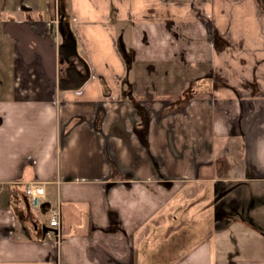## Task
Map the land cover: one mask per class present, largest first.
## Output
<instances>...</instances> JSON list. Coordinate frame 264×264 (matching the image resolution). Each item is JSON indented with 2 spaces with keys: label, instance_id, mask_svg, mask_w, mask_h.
<instances>
[{
  "label": "crops",
  "instance_id": "crops-1",
  "mask_svg": "<svg viewBox=\"0 0 264 264\" xmlns=\"http://www.w3.org/2000/svg\"><path fill=\"white\" fill-rule=\"evenodd\" d=\"M10 2L22 18H0V264H166L180 242L173 264H212L210 207L263 195L264 0ZM9 19L45 22L42 35L55 21V85L2 32ZM30 182L45 186L37 206ZM189 183L202 196L184 205ZM202 199L207 214L188 215Z\"/></svg>",
  "mask_w": 264,
  "mask_h": 264
},
{
  "label": "rangeland",
  "instance_id": "rangeland-1",
  "mask_svg": "<svg viewBox=\"0 0 264 264\" xmlns=\"http://www.w3.org/2000/svg\"><path fill=\"white\" fill-rule=\"evenodd\" d=\"M8 4L12 5L13 2L11 3L10 0H0V18L5 19L9 12H11L16 18H22L21 12L10 11V9L7 7ZM235 139L236 138H230L228 140V142L233 143L234 148L236 143H234L233 140L235 141ZM234 158L235 167L232 169L233 171L231 173H240L245 175L249 169L247 168V162L245 161L244 151L241 146L235 148ZM258 185L259 184H255L254 186ZM246 186L247 184H242L237 180L233 182V185L231 186L226 185L227 189H244ZM254 186L249 185L250 188ZM215 187L218 188L219 186L215 183ZM254 190H260V194L263 195H258L257 197L253 195L250 196V198L245 200L243 204L240 203L242 206L232 205L227 209H221L217 206L216 209L210 207V213H214L215 223L211 227H207V232L204 236L207 238L213 237L209 243V247L212 250V264H216V261L229 262L230 264H262L261 262H264V188L262 189L259 186V188H255ZM201 191V186H198L195 183H189L180 188L179 195L176 197L174 195L173 197H175L176 201H180L182 204L186 205L188 204L186 203L187 200L196 199L202 196L200 194ZM225 191L226 188L224 191H220L218 194H215L214 197L220 199V195H222V197L226 196L225 193L221 194ZM227 200L228 201L225 203L229 204L230 201L229 199ZM216 203L217 201L213 203V207ZM221 204L222 201L220 202V200H218L217 205L221 206ZM204 205L205 202L203 199L198 201L195 206H192L188 215L196 218L201 217L202 214L206 215L207 209H209V207L203 210L200 209ZM167 207L168 206L166 204L165 212L163 214L161 213L159 218H155L152 221L153 224H149V227H146L147 230L150 229L157 222V220L164 218L163 216L167 212ZM36 212L42 217L43 220H47V217L43 216L39 210H36ZM224 222H226L228 225H225L226 223ZM194 227H199L198 229H203L202 232H204L203 225H197ZM194 227L185 226L180 228L176 235H174V238L177 235L180 237L189 235L190 232L195 229ZM152 229H154V227H152ZM198 243L200 242H196V244ZM156 244L158 245V243ZM159 244L161 246L162 242ZM167 244L173 245L170 241L167 242ZM179 244L180 247L178 250L175 251V249H171L170 257H167L166 264H173L178 259L185 257V251L187 250L186 248L191 244V242H188L187 244L180 242ZM173 250L175 251L176 255L175 260H173ZM146 260V264H154V259H152L150 256L147 257Z\"/></svg>",
  "mask_w": 264,
  "mask_h": 264
},
{
  "label": "water",
  "instance_id": "water-1",
  "mask_svg": "<svg viewBox=\"0 0 264 264\" xmlns=\"http://www.w3.org/2000/svg\"><path fill=\"white\" fill-rule=\"evenodd\" d=\"M45 26V22L30 20L18 22L9 19L1 24V30L15 40L17 52L24 63L40 60L45 77L55 85L57 82L56 23L54 20L51 21L50 33L42 35L39 30Z\"/></svg>",
  "mask_w": 264,
  "mask_h": 264
},
{
  "label": "built area",
  "instance_id": "built-area-1",
  "mask_svg": "<svg viewBox=\"0 0 264 264\" xmlns=\"http://www.w3.org/2000/svg\"><path fill=\"white\" fill-rule=\"evenodd\" d=\"M25 192L34 205H39L40 199L45 195V186L43 183L30 182L25 187ZM49 224L53 228H60V210L54 208L51 210ZM60 237H58V240Z\"/></svg>",
  "mask_w": 264,
  "mask_h": 264
},
{
  "label": "trees",
  "instance_id": "trees-1",
  "mask_svg": "<svg viewBox=\"0 0 264 264\" xmlns=\"http://www.w3.org/2000/svg\"><path fill=\"white\" fill-rule=\"evenodd\" d=\"M192 95H193V87L190 86L181 96V101H183V102L188 101Z\"/></svg>",
  "mask_w": 264,
  "mask_h": 264
},
{
  "label": "flooded vegetation",
  "instance_id": "flooded-vegetation-1",
  "mask_svg": "<svg viewBox=\"0 0 264 264\" xmlns=\"http://www.w3.org/2000/svg\"><path fill=\"white\" fill-rule=\"evenodd\" d=\"M52 6V5H51ZM52 8V7H51ZM50 13L52 12V9H50V11H49Z\"/></svg>",
  "mask_w": 264,
  "mask_h": 264
}]
</instances>
